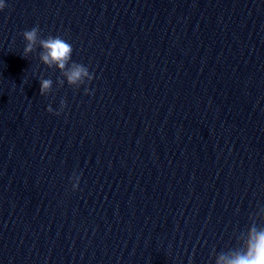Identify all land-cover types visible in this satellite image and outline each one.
<instances>
[{"label":"clouds","instance_id":"1","mask_svg":"<svg viewBox=\"0 0 264 264\" xmlns=\"http://www.w3.org/2000/svg\"><path fill=\"white\" fill-rule=\"evenodd\" d=\"M6 7L4 0H0V10ZM26 42L23 56L26 58L30 53L36 51L37 47L41 49L39 52V60L48 68L55 67L60 71L64 79H58L57 82L64 85L65 81L69 86H75L77 89L82 85L90 83L94 74L89 68L81 63L72 61L73 47L61 36L48 35L42 38L39 25L25 30L21 33ZM53 81L50 78L40 77L39 94L46 96L51 92ZM85 94H89L87 87L84 89ZM66 102L61 100L59 110L55 111L48 106L47 111L55 115H59L65 108ZM76 177V184L72 185V189L76 190L79 185V176ZM264 213V207H261L256 213ZM246 237V238H245ZM239 246L230 248L228 251H222L216 254L215 264H264V227H258L255 222L247 228L246 233L242 231L236 238Z\"/></svg>","mask_w":264,"mask_h":264}]
</instances>
